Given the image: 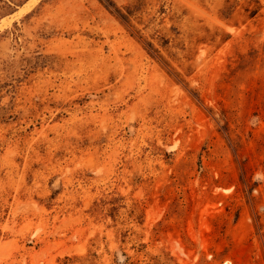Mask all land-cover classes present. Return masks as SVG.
I'll use <instances>...</instances> for the list:
<instances>
[{
    "label": "rangeland",
    "instance_id": "1",
    "mask_svg": "<svg viewBox=\"0 0 264 264\" xmlns=\"http://www.w3.org/2000/svg\"><path fill=\"white\" fill-rule=\"evenodd\" d=\"M0 264H264V0H0Z\"/></svg>",
    "mask_w": 264,
    "mask_h": 264
},
{
    "label": "bare ground",
    "instance_id": "2",
    "mask_svg": "<svg viewBox=\"0 0 264 264\" xmlns=\"http://www.w3.org/2000/svg\"><path fill=\"white\" fill-rule=\"evenodd\" d=\"M27 7V6H26ZM25 9V8H24Z\"/></svg>",
    "mask_w": 264,
    "mask_h": 264
}]
</instances>
